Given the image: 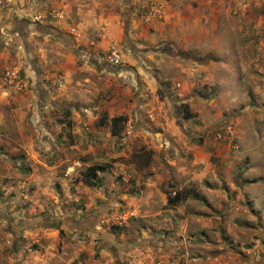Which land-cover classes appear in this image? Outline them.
<instances>
[{
    "label": "rangeland",
    "instance_id": "obj_1",
    "mask_svg": "<svg viewBox=\"0 0 264 264\" xmlns=\"http://www.w3.org/2000/svg\"><path fill=\"white\" fill-rule=\"evenodd\" d=\"M150 1L18 0L49 34L0 47V264H264V0H206L212 53L130 37Z\"/></svg>",
    "mask_w": 264,
    "mask_h": 264
},
{
    "label": "crops",
    "instance_id": "obj_2",
    "mask_svg": "<svg viewBox=\"0 0 264 264\" xmlns=\"http://www.w3.org/2000/svg\"><path fill=\"white\" fill-rule=\"evenodd\" d=\"M154 1L148 2L150 4L149 10L146 14L143 12L141 15L142 19L141 16L137 19L130 18L127 28L129 29L128 35L136 42L140 43L139 36L144 34L141 31L143 28L140 26L142 23V25L146 24L152 29L151 35H145L144 39L146 41L141 42L142 44L156 45L162 41L171 40L172 45L176 47L193 46L203 50L205 53H212L219 48L220 37L215 34L217 27L214 21L210 22L211 18L208 15L214 14L216 9L220 11L219 4L215 6L212 3H206L208 0H197V2H200L197 5H192L190 0H158L161 4L158 7L153 4L155 3ZM5 3L2 1L0 3V47H2V43L6 42L7 34L5 31L8 28H15L19 34L23 35L22 30H26V27H29L25 33L26 40L36 36L48 37L49 32L44 30L46 25L35 22L28 25L25 24L26 26L22 27L20 23L13 22V17L23 11L21 6H19L18 0H14V5L10 8H3ZM180 4H183V6H180ZM35 18L38 20L37 17ZM78 28H80V25H77ZM5 49V47L0 48V66L7 58V49ZM27 55L28 57L31 56V59L33 58L32 48H28Z\"/></svg>",
    "mask_w": 264,
    "mask_h": 264
},
{
    "label": "trees",
    "instance_id": "obj_3",
    "mask_svg": "<svg viewBox=\"0 0 264 264\" xmlns=\"http://www.w3.org/2000/svg\"><path fill=\"white\" fill-rule=\"evenodd\" d=\"M122 116L121 115H116V116H112L110 117V134H117L119 132V127H117V122H119L120 120H122ZM98 169H101V166L100 165H95V164H92V165H88L85 167L83 173H82V178H83V181L86 183V184H91L93 185L94 184V176H95V172L96 170Z\"/></svg>",
    "mask_w": 264,
    "mask_h": 264
},
{
    "label": "built area",
    "instance_id": "obj_4",
    "mask_svg": "<svg viewBox=\"0 0 264 264\" xmlns=\"http://www.w3.org/2000/svg\"><path fill=\"white\" fill-rule=\"evenodd\" d=\"M108 60H109V62H111L112 64H115V65H117L121 62V58L115 49H111L109 51ZM219 136H220L219 133H217L216 138H219Z\"/></svg>",
    "mask_w": 264,
    "mask_h": 264
},
{
    "label": "water",
    "instance_id": "obj_5",
    "mask_svg": "<svg viewBox=\"0 0 264 264\" xmlns=\"http://www.w3.org/2000/svg\"><path fill=\"white\" fill-rule=\"evenodd\" d=\"M164 49H165L166 52H170V51H171L170 49H167L166 47H165ZM179 54H180V53H175V55H179ZM182 57H184V58H189L190 55L187 54V53H184V54H182Z\"/></svg>",
    "mask_w": 264,
    "mask_h": 264
}]
</instances>
